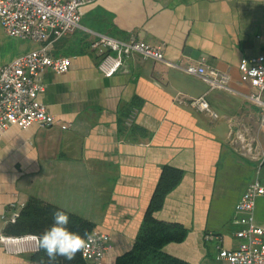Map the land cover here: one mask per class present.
I'll return each mask as SVG.
<instances>
[{
  "label": "crops",
  "instance_id": "crops-1",
  "mask_svg": "<svg viewBox=\"0 0 264 264\" xmlns=\"http://www.w3.org/2000/svg\"><path fill=\"white\" fill-rule=\"evenodd\" d=\"M100 34L160 46L174 63L205 58L250 92L238 85L239 66L264 54V0H97L83 8L80 29L49 43L11 37L0 25V69L47 44L51 56L71 58L66 73L45 72L40 97L68 128L0 133V264H32L39 250L33 242L7 247L1 241L10 205L32 199L95 224L109 237L102 264H116L132 250L168 169L181 179L154 217L183 226L187 237L165 252L184 264H231L219 259V248L236 251L243 244L236 205L262 167L235 150L231 129L247 130L264 154L259 109L137 54L106 78L91 47ZM201 96L218 120L177 102ZM256 221L264 225V198Z\"/></svg>",
  "mask_w": 264,
  "mask_h": 264
},
{
  "label": "built area",
  "instance_id": "built-area-1",
  "mask_svg": "<svg viewBox=\"0 0 264 264\" xmlns=\"http://www.w3.org/2000/svg\"><path fill=\"white\" fill-rule=\"evenodd\" d=\"M97 0H0V25L11 37L38 43H49L71 37L81 28L83 8ZM100 54L99 71L106 78L115 76L133 55H140L148 60L164 62L202 79L211 90H222L238 95L255 105L260 111L261 125L264 127V54L255 59L241 61L239 86L251 90L245 92L232 85V77L223 71L209 67L206 59L183 65L170 62L162 47L153 46L133 38L122 41L107 35H98L91 45ZM71 66V58H55L49 53V45L18 57L0 69V133L13 127L28 129L37 126L50 129L60 125L41 101L45 89L44 74L50 70L57 74L66 73ZM181 105H189L195 110L209 114L218 120L216 113L206 96L198 98H179ZM235 150L252 160L264 165V154L255 145V139L247 130L231 129ZM259 198H264V184L257 179L252 182L236 205V213L241 229L236 235L244 242L236 251L219 248V259L231 264H264V225L256 221V209ZM24 203H12L8 214L3 217L6 225L17 222ZM93 242L87 251L82 252L89 264H102L110 244L106 234L94 231ZM37 236L21 237L2 236L4 245L11 246L26 242L38 245Z\"/></svg>",
  "mask_w": 264,
  "mask_h": 264
},
{
  "label": "trees",
  "instance_id": "trees-1",
  "mask_svg": "<svg viewBox=\"0 0 264 264\" xmlns=\"http://www.w3.org/2000/svg\"><path fill=\"white\" fill-rule=\"evenodd\" d=\"M181 173L168 169L156 189L153 202L147 212L142 228L132 250L120 256L116 264H184L181 260L167 254L165 247L170 243L183 242L187 237V230L179 224H166L155 219L154 214L163 206L165 196L178 184ZM62 210L56 206L32 199L23 210L20 219L6 225L4 233L7 236L21 237L26 235L39 236L52 223V212ZM68 213V212H67ZM70 223L68 227L79 234H92L96 225L79 216L68 213ZM32 264H48V258L43 250H38L31 256ZM56 264H89L77 253L76 258L65 261L58 257Z\"/></svg>",
  "mask_w": 264,
  "mask_h": 264
},
{
  "label": "clouds",
  "instance_id": "clouds-1",
  "mask_svg": "<svg viewBox=\"0 0 264 264\" xmlns=\"http://www.w3.org/2000/svg\"><path fill=\"white\" fill-rule=\"evenodd\" d=\"M69 223L70 216L66 211L54 210L51 226L36 237L38 248L47 256L48 264H56L58 257L71 262L77 253L87 251L93 242L92 235L87 232L81 235L72 231L68 227Z\"/></svg>",
  "mask_w": 264,
  "mask_h": 264
},
{
  "label": "water",
  "instance_id": "water-1",
  "mask_svg": "<svg viewBox=\"0 0 264 264\" xmlns=\"http://www.w3.org/2000/svg\"><path fill=\"white\" fill-rule=\"evenodd\" d=\"M259 179L264 180V165L259 170Z\"/></svg>",
  "mask_w": 264,
  "mask_h": 264
},
{
  "label": "rangeland",
  "instance_id": "rangeland-1",
  "mask_svg": "<svg viewBox=\"0 0 264 264\" xmlns=\"http://www.w3.org/2000/svg\"><path fill=\"white\" fill-rule=\"evenodd\" d=\"M1 46H2V45H1V40H0V49H1Z\"/></svg>",
  "mask_w": 264,
  "mask_h": 264
}]
</instances>
